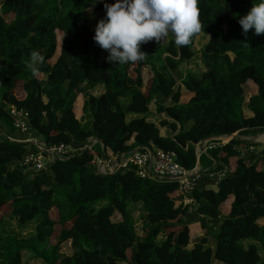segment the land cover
<instances>
[{
  "label": "trees",
  "instance_id": "trees-1",
  "mask_svg": "<svg viewBox=\"0 0 264 264\" xmlns=\"http://www.w3.org/2000/svg\"><path fill=\"white\" fill-rule=\"evenodd\" d=\"M115 2L0 0V207L19 225L35 223L28 238L0 232V264H23V251L45 264H264V147L246 155L241 147L259 144L232 139L196 156V144L208 137L264 133V35L250 29L245 37L238 23L261 0H198L204 32L181 47L171 33L159 44H142L145 59L125 64L109 63L92 39L90 17ZM201 34L208 37L199 50L203 69L179 71L197 55L193 46ZM33 50L44 56L35 74L26 66ZM146 67L152 76L143 91ZM98 85L103 93H89ZM13 106L28 113V132L13 125ZM29 136L77 149L97 138L107 157L150 146L175 153L186 169L199 163L207 171L188 193L194 203L184 204L174 181L142 178L133 164L99 173L92 163L101 154L98 142L30 168L23 159L37 147L24 142ZM225 166L216 189L209 187L207 172ZM229 196L230 211L221 215ZM132 206L142 210L141 235ZM192 224L203 233L193 242ZM68 240L72 254L58 253Z\"/></svg>",
  "mask_w": 264,
  "mask_h": 264
},
{
  "label": "clouds",
  "instance_id": "clouds-1",
  "mask_svg": "<svg viewBox=\"0 0 264 264\" xmlns=\"http://www.w3.org/2000/svg\"><path fill=\"white\" fill-rule=\"evenodd\" d=\"M104 8L105 16L97 21L92 39L101 49L108 52L106 60L109 63L116 62L117 64H125L128 62L136 63L143 61L148 54L141 51V45L147 44L149 42H155L156 44H159L163 40L167 39L170 33L177 47L186 46L191 42V39L195 35L201 33V31H203L204 29V25H202V22L200 20V8L198 0H116V2L113 4L105 3ZM238 23L242 28V35H244L245 37L247 36V33L250 29H254V33L256 35H264V0H261L260 3L252 4V7L249 9L248 13L239 18ZM43 62L44 56L40 52L33 50L30 53L29 60L26 62V66L33 74H35L39 70V65H41ZM257 135H264V133ZM92 139L87 145H85L89 148L88 150H91L93 143L96 142ZM222 139L225 140V143L229 141L225 138ZM27 140L34 141V145H36L37 143L44 144L43 140L36 138H30ZM205 141L206 140H203L202 144ZM49 146L51 147V145ZM84 147L79 149L72 146L69 147L73 150L70 155H72L73 153L78 154V151L80 150L82 152V149ZM138 147L128 152H115L113 154L130 155L143 149L148 150L146 147ZM201 147L202 145L198 147V143L196 144V149H199ZM252 149L253 146H249L247 150ZM151 151L152 153L150 151L149 152L152 156L154 150L151 148ZM70 155L62 158L67 159ZM96 157L100 160V164L102 165L103 161L108 158L106 156V150L105 158L102 162L100 157H98L97 155H95L94 161H92L97 169ZM198 158L199 157H197V159ZM51 162L54 161L52 160ZM195 168L192 170L197 173L199 179L200 172ZM120 169L114 171L113 173L119 171ZM224 169L227 172V166H225L222 170L215 172L216 183L223 177H219V174ZM211 172L207 173L209 174ZM99 173L107 175L113 174L103 172ZM213 175L214 174L208 176L212 178L214 177ZM153 179L159 181H174L177 184L178 190V183L173 177H165L163 179L155 177ZM179 198L180 201H182V203L184 204L194 203V201L185 203V197L180 193ZM187 198L189 197L187 196Z\"/></svg>",
  "mask_w": 264,
  "mask_h": 264
},
{
  "label": "built area",
  "instance_id": "built-area-1",
  "mask_svg": "<svg viewBox=\"0 0 264 264\" xmlns=\"http://www.w3.org/2000/svg\"><path fill=\"white\" fill-rule=\"evenodd\" d=\"M10 114L13 117V125L22 133L28 132V113L24 109H17L12 107ZM225 143V140L216 137L209 141H205L201 148L196 149L197 157L200 154L206 153L209 149L220 146ZM36 151L29 152L23 159V164L36 170L43 169L45 164L51 162L54 157H67L72 153V149L64 144L58 146H51L49 149L42 143L36 144ZM251 149V147H250ZM97 159V170L103 173H113L120 168H126L133 164L137 167V174L144 177H152L163 179L165 177H173L178 183V191L185 197V203L193 201L188 193H190L196 186L198 175L194 170H187L175 161L176 156L173 152H165L161 149L154 151L151 156L150 152L143 149L134 152L130 155L126 154H112L100 164ZM225 169L219 174V177L224 176ZM187 196L189 198H187Z\"/></svg>",
  "mask_w": 264,
  "mask_h": 264
},
{
  "label": "rangeland",
  "instance_id": "rangeland-1",
  "mask_svg": "<svg viewBox=\"0 0 264 264\" xmlns=\"http://www.w3.org/2000/svg\"><path fill=\"white\" fill-rule=\"evenodd\" d=\"M0 5H1V3H0ZM86 12L91 13V9H88ZM104 16H105L104 13L97 15V17L95 19H92V16H91L90 17V20H91L90 25L91 26L96 25L97 21L100 20L101 18H103ZM206 39H207V36L202 35V34L196 37L193 49L197 55L191 61L181 64L179 66V71L184 72V73H186V72H199L203 69V64L199 58V50L204 45V41H206ZM142 74H143V80H144L143 91H146L152 74H151L148 67L143 68ZM249 86H247V88ZM247 88H246V91H247ZM248 89H250V88H248ZM182 91H183V88H182ZM182 91H181V93H182ZM245 95H248L247 92H245ZM246 100H247V98H246ZM150 108L154 109L153 103H151ZM248 113H249V111L247 109H244V115L248 116L249 115ZM150 118H152V117H150ZM161 132L164 133L163 128L161 129ZM259 147H262V146L259 145ZM141 211H142L141 208L132 206V213H133L132 216L134 218V228L138 234H141V224H142V222H141L142 212ZM0 217H5L4 223L1 226L2 228H0V232H2L4 235L13 234L19 238H28L34 234L35 223L31 222V223L26 224L24 226L17 224L15 219L12 218L10 215H8L7 206L0 207ZM112 219L114 221L119 220L120 215L118 213H116ZM55 229L57 231L58 229H60V227L58 225H56ZM55 235H57V233H55ZM55 241H56V238L54 236L50 237L49 244L53 245L55 243ZM72 252H73V249L71 248L69 240L65 241L59 245L58 253L65 254V255H71ZM23 264H45V263L39 258L30 257L28 253L23 251Z\"/></svg>",
  "mask_w": 264,
  "mask_h": 264
},
{
  "label": "crops",
  "instance_id": "crops-1",
  "mask_svg": "<svg viewBox=\"0 0 264 264\" xmlns=\"http://www.w3.org/2000/svg\"><path fill=\"white\" fill-rule=\"evenodd\" d=\"M103 13L105 14V11H104V10L99 11L98 13H96V14H94V15L92 16V19H95V18L97 17V15H99V14H103ZM90 21H91V20H90ZM91 27H92V28H95V25H92ZM207 39H208V38H207ZM207 39H206V41H207ZM206 41H204V43H205ZM102 51H103V49H102ZM106 52H107V51L104 50V51L102 52V55H104ZM55 59H56V58H55ZM36 76H37L38 79H42V78L44 77V76H43L42 74H40V73H38ZM88 91H89V93H91V94H93V95H100L101 93H103L104 88H103L102 85H98V86H95V87L92 88V89H89ZM182 94L186 95V94H187V91H186V90H183V91H182ZM16 95H17V98H18V99H23V98H24V93H23V92L18 91V93H16ZM79 97L81 98V104H80V107L78 108V112L75 110V115H76V117H80V116L82 115V105H83V95H82V93H78V95H77V97H76V100H77ZM76 100H75V102H76ZM74 104H75V103H74ZM74 108H75V105H74ZM248 114L251 115L250 113H248ZM149 119L153 120L152 118H149ZM165 133H166V129L164 128V133L162 132V134H165ZM27 139H30V136H29ZM27 139H25V140H27ZM250 151H254V152L260 153V152H262V147H256V146H253V149H252V150H247L246 147H241V152H242V154H246V155H248L247 153L250 152ZM215 164H216V161H213V164H212L210 167H212V166L215 165ZM233 164H234L233 161H230V165L233 166ZM210 167H209V168H210ZM261 168L264 170V158H263L262 161H261ZM195 169L198 170L200 173H201V172H205V171L207 170V168H202V166H201L199 163L196 165V168H195ZM215 172H217V171L215 170L214 172H211V173H209V174H206V176H207V177L210 179V181H211L209 187H212V188H214V189H216V177H215ZM211 174H214V175H213L214 177L210 178V177L208 176V175H211ZM232 201H233V196H229V197L227 198V200H226L224 203H222V204L220 205V214H221V215H226V214L229 213V211H230V207H231V202H232ZM258 223H259V224H262V220H259ZM189 228H190V231H189L190 241L193 242L194 237H196V236H202V235H203L202 231L199 230V229L197 228V225H196V224H192L191 226H189ZM141 234H142V232H141ZM141 234H139V235H141ZM209 242L212 243L213 240L209 239Z\"/></svg>",
  "mask_w": 264,
  "mask_h": 264
},
{
  "label": "water",
  "instance_id": "water-1",
  "mask_svg": "<svg viewBox=\"0 0 264 264\" xmlns=\"http://www.w3.org/2000/svg\"><path fill=\"white\" fill-rule=\"evenodd\" d=\"M214 137H221V138H225V139H228V140H243V141H247V142H252V143H258V144H261L263 147H264V143L260 142L257 140L258 138V135H242V134H237V133H233V134H223V135H219V136H211V137H208L206 138L205 140L208 141L209 139H212ZM93 141H96L98 143L101 144V155H100V159H101V162L104 160L105 158V150H106V146L105 144L97 139V138H94L92 139ZM25 143H31L33 144L34 141H30V140H26L24 141ZM43 143L45 144L46 148L49 149L50 146L47 144V142L43 141ZM202 145V141L198 143V147H200ZM142 147H146L151 153V148L149 146H140L138 148H142ZM89 148L87 146H85L82 151H86L88 150ZM79 154V153H78ZM77 155V154H76ZM64 158H58V157H54L53 158V161H57V160H63Z\"/></svg>",
  "mask_w": 264,
  "mask_h": 264
},
{
  "label": "bare ground",
  "instance_id": "bare-ground-1",
  "mask_svg": "<svg viewBox=\"0 0 264 264\" xmlns=\"http://www.w3.org/2000/svg\"><path fill=\"white\" fill-rule=\"evenodd\" d=\"M228 140V139H227ZM257 140H258V138H257ZM259 141V140H258ZM260 142H262V143H264V141H260Z\"/></svg>",
  "mask_w": 264,
  "mask_h": 264
}]
</instances>
